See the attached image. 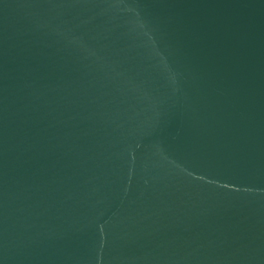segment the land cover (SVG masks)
<instances>
[{"label":"water","instance_id":"water-1","mask_svg":"<svg viewBox=\"0 0 264 264\" xmlns=\"http://www.w3.org/2000/svg\"><path fill=\"white\" fill-rule=\"evenodd\" d=\"M0 264H264V0H0Z\"/></svg>","mask_w":264,"mask_h":264}]
</instances>
